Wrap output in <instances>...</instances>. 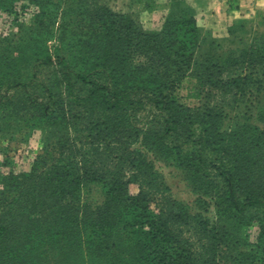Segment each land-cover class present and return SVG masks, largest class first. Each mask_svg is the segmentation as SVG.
Instances as JSON below:
<instances>
[{"label": "trees", "instance_id": "1", "mask_svg": "<svg viewBox=\"0 0 264 264\" xmlns=\"http://www.w3.org/2000/svg\"><path fill=\"white\" fill-rule=\"evenodd\" d=\"M178 5L172 1L168 23L159 33H146L131 17L102 8L104 14L97 16L95 24L125 42L121 53L107 50L106 58L93 54L88 58L91 61L79 66L71 65V57H47L58 78L78 86L66 97L53 93L50 100L35 103L29 115L56 127L80 126L82 137L70 143L59 141L57 155L47 151L29 174L4 177L0 264H114L101 259L120 251L123 264H220L217 254L221 259L230 258L229 264H264L263 243L247 251L249 245L242 239L229 242L227 233L209 220L191 215L179 202L156 190L158 177L143 151H151L147 142L151 132L134 125L137 108L144 101L166 116L163 123L167 127L179 122L173 117L184 107L172 94L192 68L202 70L203 75H194L190 97L199 98L208 86L223 92L231 84L213 80L215 64H197L193 59L200 33L193 13ZM247 52L250 57L251 47ZM124 84L127 94L121 92ZM10 105L3 101L0 110L7 108V117L18 115L15 105ZM137 143L139 147L133 148ZM247 177L250 182L230 180V203L237 209L264 201V193L257 191L260 184L254 186L251 173ZM92 182L103 187L105 199L88 213L80 208L78 191ZM131 184L137 185L136 194L130 192ZM194 234L204 239L215 236L218 243H200L199 251ZM202 250L210 251L209 255L204 256Z\"/></svg>", "mask_w": 264, "mask_h": 264}, {"label": "rangeland", "instance_id": "2", "mask_svg": "<svg viewBox=\"0 0 264 264\" xmlns=\"http://www.w3.org/2000/svg\"><path fill=\"white\" fill-rule=\"evenodd\" d=\"M172 1L194 15L200 36L193 59L197 64H215L213 73L208 72L213 80L231 84L223 92L208 86L199 98L190 97L194 75H203L202 70L192 68L172 94L184 107L175 111L173 119L179 122L167 127L163 123L166 116L144 101L137 108L134 125L151 132L147 141L151 151H143L157 174L156 190L179 202L191 215L209 220L227 233L229 242L242 239L249 251L251 246L264 244V201L238 209L232 206L230 180L250 182L247 175L251 173L254 186L260 184L257 191L264 193V4L255 1L0 0V104L10 101L18 112L7 117V108L0 110V193L5 176L29 174L47 151L57 155L59 141L70 143L82 137L80 126L56 127L29 115L35 103L50 100L53 93L66 97L78 86L58 78L47 57H71V65L79 66L91 61L88 58L93 54L106 58L107 50L121 53L125 42L95 24L97 16L104 14L102 8L131 17L146 33H159L168 23ZM121 92L128 93L125 84ZM129 188L132 194L138 192L136 184ZM78 195L80 208L88 213L105 199L103 187L93 182L83 185ZM193 239L199 251L200 243H218L212 235L204 239L194 234ZM112 240L114 237L108 239ZM209 252L202 250L204 256ZM221 256L217 254L216 261L231 262ZM123 257L120 251L101 260L123 264Z\"/></svg>", "mask_w": 264, "mask_h": 264}, {"label": "crops", "instance_id": "3", "mask_svg": "<svg viewBox=\"0 0 264 264\" xmlns=\"http://www.w3.org/2000/svg\"><path fill=\"white\" fill-rule=\"evenodd\" d=\"M243 3H245L246 0H241ZM252 1H255L256 3H259L261 5L264 4V0H247V2H249V4L252 2Z\"/></svg>", "mask_w": 264, "mask_h": 264}]
</instances>
